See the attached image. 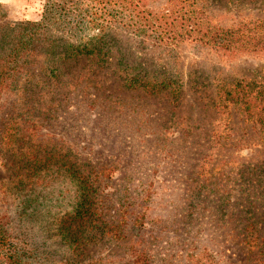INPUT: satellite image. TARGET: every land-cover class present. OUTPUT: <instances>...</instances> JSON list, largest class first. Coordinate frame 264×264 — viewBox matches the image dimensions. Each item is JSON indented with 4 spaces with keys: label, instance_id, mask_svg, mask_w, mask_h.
<instances>
[{
    "label": "rangeland",
    "instance_id": "rangeland-1",
    "mask_svg": "<svg viewBox=\"0 0 264 264\" xmlns=\"http://www.w3.org/2000/svg\"><path fill=\"white\" fill-rule=\"evenodd\" d=\"M128 1L140 30L93 0H0L5 42L40 23L0 92V264H264V0Z\"/></svg>",
    "mask_w": 264,
    "mask_h": 264
},
{
    "label": "trees",
    "instance_id": "trees-1",
    "mask_svg": "<svg viewBox=\"0 0 264 264\" xmlns=\"http://www.w3.org/2000/svg\"><path fill=\"white\" fill-rule=\"evenodd\" d=\"M80 0H46V9L45 13H49L50 10H65L66 6H75L79 4ZM139 0H136L138 3ZM127 2V4H126ZM189 2L193 3L195 0H190ZM131 3L128 0H93V6L98 5L99 7L95 6V11L90 12L89 17L91 21H95V15H108L110 14V9L109 5H114V6H119L120 8H124L127 10L126 12L130 14L128 20H131L132 22L129 23L128 25L132 26L135 25V30H140L138 27L142 23H140L139 19L142 18V16H138V14L142 11L137 9V4L134 3L132 4V7L129 8ZM137 9V10H136ZM199 12L195 13H190L187 18L190 20L192 24H194V27L196 28L194 31H181L178 27L174 25V23L171 21L168 22V28L167 32L165 35H162L159 31H156L157 25L154 22V33L156 35V38L160 41H176L175 39H185V37H191L192 34L197 33L199 31V22L197 21V15ZM113 18V15H110ZM164 19L169 18L168 12H165L163 14ZM108 21V20H107ZM19 28L21 29V32H19L17 37L14 40L11 41H6L5 38L7 36L6 32L4 34H0V47L4 48L3 46L6 44V50L0 54V92L7 91V87H9L8 82L12 79L13 73L14 72V67L12 63L20 62L24 59V56H27L28 51L30 49L31 41L38 35V29H35L33 26L38 27L40 23L38 22H30V21H23L17 23ZM31 28L28 29V28ZM1 30V27H0ZM202 35H206L207 38L201 40L203 43H210L211 45L215 46V48L220 47V48H225L228 49L231 46L235 45L234 40L236 37L235 31L234 30H224L221 28H211L208 27L205 29V31L199 32ZM199 37V36H198ZM200 40V38H198ZM3 45V46H2ZM95 51L93 49L90 50V48H83L80 47L78 48L74 53H78L81 55L87 56L88 54H93ZM20 59V60H19ZM133 82H131L133 85ZM155 86V85H154ZM4 88V89H3ZM9 91V89H8ZM258 94H264L263 90H259ZM101 170H98V172L101 173ZM97 172V173H98ZM70 175H73L72 179H74L75 184H76V189L78 192L77 200L74 204L73 212H72V217H75L76 219H81L83 214L87 213L89 211V205L87 204V197H88V178L87 175L81 174V173H76L74 170L73 172H69ZM73 243L78 242V238L71 240ZM4 244V240L2 239L0 235V247ZM13 258V259H12ZM9 262L10 264H13L14 261V256L10 255L9 256Z\"/></svg>",
    "mask_w": 264,
    "mask_h": 264
}]
</instances>
